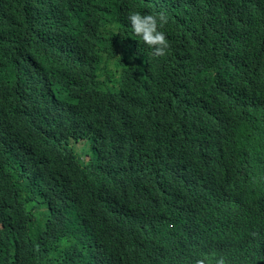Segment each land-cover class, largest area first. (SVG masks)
I'll list each match as a JSON object with an SVG mask.
<instances>
[{
  "label": "clouds",
  "instance_id": "clouds-1",
  "mask_svg": "<svg viewBox=\"0 0 264 264\" xmlns=\"http://www.w3.org/2000/svg\"><path fill=\"white\" fill-rule=\"evenodd\" d=\"M261 2H221L215 11L222 21L213 16L209 33L211 59L198 65L197 79L171 80L155 92L163 104L157 127L167 133L158 145L152 144L157 128L150 139L132 129L129 110L138 101L131 108L120 101L106 108L122 115L123 138L72 143L77 166H89L87 196L98 197L105 182L114 190L109 200L94 204L96 215L82 213L74 231L55 230L71 198L63 180L52 176L61 167L48 164V140L62 151V138L89 128L97 98L108 97L105 76H95L101 58L89 65L103 54L98 30L78 13L67 14L65 24L83 35L70 44L49 26L21 34L24 20L17 13L0 22L19 25L7 32L16 39L0 34V264H264V153L254 158V185L241 196H228L235 181L222 164L227 142L248 128L249 113L264 102L255 68L264 66V58L256 62L241 52L248 44L264 45ZM153 14L126 16L128 50L111 42L118 59L141 58L137 45L151 56L166 55L170 36L162 28L168 19ZM178 18L179 26L198 22L197 1L187 0ZM133 73L138 77V70ZM201 73L206 93L219 103L213 114L208 96L209 111L192 106L191 88ZM46 128L55 135L45 134ZM133 165L141 175L130 173ZM80 237L86 255L74 249Z\"/></svg>",
  "mask_w": 264,
  "mask_h": 264
},
{
  "label": "trees",
  "instance_id": "trees-1",
  "mask_svg": "<svg viewBox=\"0 0 264 264\" xmlns=\"http://www.w3.org/2000/svg\"><path fill=\"white\" fill-rule=\"evenodd\" d=\"M187 0H172L167 3H161L160 0H0V22L7 16L18 14L17 18L24 20L20 33L31 34L35 27L49 26L53 34L61 41L75 44L82 40L83 35L76 31L75 27H69L65 24L63 17L67 14H79L82 19L85 17L87 24L93 21L98 30L101 48L103 54L94 58L90 66L96 63L97 77L105 76V85L108 91V97L104 94L99 95L96 100V114L91 116L90 127L86 130H80L73 134L69 131L67 137L62 143V151L56 148L51 140L49 144L53 145L50 151L48 164H58L61 167L57 174L52 175L55 178H61L69 187L71 206L64 213L59 215L55 223V230L74 231L80 224L82 213L88 209L93 210L95 215L99 208L94 204L100 200H109L114 190L106 182L101 186V193L98 197L88 195V182L92 181L91 174L88 173V167L77 166L76 155L72 143L96 142L97 137L105 135L106 139L123 138L125 135L122 127L123 117L115 109L108 108L111 102L123 103L124 107L131 108L129 103L138 101L130 111L132 117V129L138 134L146 136L148 139L153 134L152 144L158 145L163 136L167 133L157 127L162 122L163 104L155 94L157 90L169 81H179L181 77L195 80L198 76L197 67L211 59L212 48L210 29L213 26V16L217 24L222 18L216 13L221 7L220 3H233L244 5L251 0H196L199 6V20L189 27L179 26L177 24L178 15L186 6ZM258 6H261V0H255ZM137 10L151 11L153 15L164 13L168 22L163 27V31L169 34L170 47L166 50L163 57L151 56L145 48L137 45L139 56L141 58L131 59L129 54L121 59L116 56V50L111 42L120 52L127 51L131 39L124 36L126 33V16ZM216 10V11H215ZM13 20H15L13 18ZM259 22L262 18H258ZM0 25V34L9 35L10 38H17V34H8L15 32L19 25L7 21ZM137 41L141 38L134 34L132 36ZM136 43H133L135 45ZM243 55L250 56L254 61L264 58V45L248 44L241 47ZM101 65V66H100ZM149 65V66H148ZM259 79L264 83V66H255ZM138 70L136 77L133 73ZM201 76L195 86L191 88L192 96L195 97L193 107L199 106V112L205 113L211 109L212 114L219 107V103L214 97L206 93V88L201 82ZM148 85V87H146ZM209 98H208V97ZM143 100V104L140 102ZM38 107H35L36 111ZM111 110H114L111 111ZM40 113V112H39ZM39 116V115H38ZM211 116V115H210ZM205 117V118H209ZM249 122L247 129L238 135H232L227 142L225 153L222 156L223 169L233 176L235 181L234 189L228 194L241 196L247 193L254 185L255 168L253 161L256 156L261 157L264 153V102L262 105L254 108L248 115ZM88 125V124H87ZM45 134L55 135V130L46 128ZM176 134L173 138H176ZM160 149L157 146V151ZM170 148L166 146V152ZM51 169V168H50ZM49 169H44L41 174H45ZM130 173L141 175L140 167L133 165ZM82 238L80 237L75 246V251L80 255H86L82 249Z\"/></svg>",
  "mask_w": 264,
  "mask_h": 264
}]
</instances>
